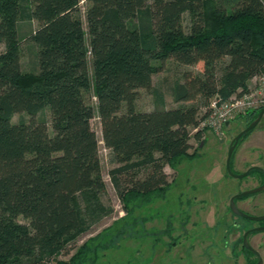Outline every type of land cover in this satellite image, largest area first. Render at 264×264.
Wrapping results in <instances>:
<instances>
[{"label": "trees", "instance_id": "1", "mask_svg": "<svg viewBox=\"0 0 264 264\" xmlns=\"http://www.w3.org/2000/svg\"><path fill=\"white\" fill-rule=\"evenodd\" d=\"M81 1L0 0V264H78L77 256L58 258L88 230L87 217L110 213L100 201L106 184L88 92L97 99L105 147L120 164L110 177L128 212L137 198L164 194L165 163L205 135L191 131L199 127L198 106L136 110L139 90L151 89L162 67L153 62L203 64L201 74L187 72L173 88L176 103L241 96L264 71V0H85L87 32ZM26 36L36 48L29 71L21 62ZM45 108L52 135L36 119ZM262 109L243 117L247 127ZM17 113L30 122L13 123Z\"/></svg>", "mask_w": 264, "mask_h": 264}, {"label": "rangeland", "instance_id": "2", "mask_svg": "<svg viewBox=\"0 0 264 264\" xmlns=\"http://www.w3.org/2000/svg\"><path fill=\"white\" fill-rule=\"evenodd\" d=\"M232 1L229 0L230 3ZM151 3L152 0H147V4ZM88 5V1L82 0L78 13L86 32ZM189 19V15L185 14L186 29ZM21 25L24 26L23 32L27 33L29 24L22 22ZM32 25L37 27L36 22ZM21 49L23 69L29 71L36 58V48L28 36L22 42ZM228 60L224 58L218 62L217 78L221 77ZM153 65L162 67L153 75L152 88L139 90L136 110L152 111L162 104L168 109L198 106L200 117L209 101L198 97L195 101L176 103L172 90L177 84L183 83L185 73L201 74L203 64L186 66L171 58L164 64L155 61ZM85 98L96 112L91 125L100 142L99 156L106 184V191L100 196V201L110 213L96 219L87 217L88 230L74 246L69 247L70 254H63L58 259L70 261L77 256L78 264H247L243 236L246 230L257 228L259 224L232 213L230 199L262 186L264 175L254 171L250 176L238 179L231 177L226 168L231 143L247 127L248 120L243 118L246 115L236 117L221 132L205 130L203 141L192 139V147L187 155L173 163H165L164 170L169 182L165 193L145 199L137 198L129 204L126 212L111 181V170L120 164L103 142L94 91L88 92ZM36 119L46 122L48 133L53 134L49 108L37 114ZM30 120L27 113H17L12 117L15 124L29 123ZM191 131L196 133L195 130ZM156 156L160 157L159 154ZM253 166L264 169V117L237 146L231 169L240 174ZM78 200L84 215L88 216L81 195H78ZM236 204L249 215L264 216V192L239 198ZM20 221L25 222L22 218ZM248 240L261 253L264 264V233L251 235Z\"/></svg>", "mask_w": 264, "mask_h": 264}, {"label": "built area", "instance_id": "3", "mask_svg": "<svg viewBox=\"0 0 264 264\" xmlns=\"http://www.w3.org/2000/svg\"><path fill=\"white\" fill-rule=\"evenodd\" d=\"M253 84L241 96H233L223 100L219 95L214 96L200 116L197 130L221 132L236 117L247 115L250 111L264 108V71L252 79Z\"/></svg>", "mask_w": 264, "mask_h": 264}, {"label": "water", "instance_id": "4", "mask_svg": "<svg viewBox=\"0 0 264 264\" xmlns=\"http://www.w3.org/2000/svg\"><path fill=\"white\" fill-rule=\"evenodd\" d=\"M263 117H264V108L260 111L258 117L247 128H245L243 131H241L235 137L233 143L231 144V146L229 148V152H228V157H227V160H226V168H227L228 174L231 177H235V178H238V179H244L250 174V172H252L254 170L264 172L263 168H261L259 166H253L248 171H246L245 173H240V174L234 173L232 171V169H231L232 157H233L234 152H235V150H236V148H237V146H238V144L240 142V139L243 136L247 135L252 130H254L260 124V122L262 121ZM202 146H203V143L201 144V147ZM262 192H264V184L262 186H260V187L255 188V189H252V190H249V191H245V192H242V193H239V194L233 196L230 199V209H231V211L236 216L241 217L243 219H247V220H249L251 222H256V223L257 222H264V216H252V215H249L248 213H246V212L242 211L241 209H239V207L236 204V200L239 199V198L253 196V195H256V194H259V193H262ZM262 231H264V227H257V228H253L251 230H248L244 234V239H243L244 247L246 249H248V250L254 251L252 246L249 244L248 236L251 233L262 232ZM258 264H263V263L260 260V262Z\"/></svg>", "mask_w": 264, "mask_h": 264}, {"label": "flooded vegetation", "instance_id": "5", "mask_svg": "<svg viewBox=\"0 0 264 264\" xmlns=\"http://www.w3.org/2000/svg\"><path fill=\"white\" fill-rule=\"evenodd\" d=\"M264 170V169H263ZM255 171V170H254ZM257 171V170H256ZM260 172L262 175H264V172H261V171H258ZM252 172H250V174L248 176L251 175ZM237 201V200H236ZM233 213V212H232ZM259 224V226L257 227H264V222H257ZM234 227H235V223H234ZM251 230V229H250ZM248 230H246L247 232ZM245 232V233H246ZM244 233V234H245ZM258 233H264V231L262 232H254V233H251L249 236H248V239L251 235H256ZM243 239H244V236H243ZM249 241V240H248ZM242 245H243V242H242ZM244 247V245H243ZM254 249V251H251V250H248L244 247V257L246 258V263L247 264H258L260 262V260L262 261L263 263V258L261 256V253L259 251H257L254 247H252Z\"/></svg>", "mask_w": 264, "mask_h": 264}, {"label": "crops", "instance_id": "6", "mask_svg": "<svg viewBox=\"0 0 264 264\" xmlns=\"http://www.w3.org/2000/svg\"><path fill=\"white\" fill-rule=\"evenodd\" d=\"M189 22H190V19H189ZM189 26V25H188ZM253 84V82H252V80L250 81V83H249V86H251ZM135 105H136V103H135ZM137 107V106H136ZM137 109V108H136Z\"/></svg>", "mask_w": 264, "mask_h": 264}]
</instances>
